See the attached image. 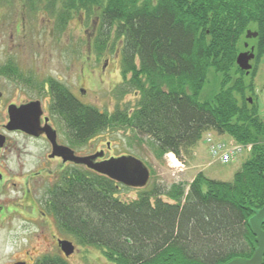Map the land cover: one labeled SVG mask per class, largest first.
Instances as JSON below:
<instances>
[{"label":"trees","instance_id":"obj_1","mask_svg":"<svg viewBox=\"0 0 264 264\" xmlns=\"http://www.w3.org/2000/svg\"><path fill=\"white\" fill-rule=\"evenodd\" d=\"M257 5V0L63 1L60 15L96 12L98 51L110 37L120 40L118 95L138 94L132 108L107 112L80 103L57 83L54 108L75 141L119 126L149 136L159 155L177 158L188 155L209 130L252 147L231 181L199 171L188 184L145 186L130 200L118 197L129 186L72 167L49 191L47 208L58 232L101 248L111 264H223L252 256L257 243L247 220L264 205V119L258 103L246 96L256 68L247 80L235 58L251 28L258 31V53L264 55V19ZM34 264L68 263L44 254Z\"/></svg>","mask_w":264,"mask_h":264},{"label":"rangeland","instance_id":"obj_2","mask_svg":"<svg viewBox=\"0 0 264 264\" xmlns=\"http://www.w3.org/2000/svg\"><path fill=\"white\" fill-rule=\"evenodd\" d=\"M63 1L0 0V51L37 53L40 64L48 59L53 64V73L61 80L58 84L64 85L66 89L71 88L85 104L101 111L111 112L116 106L132 108L138 94L130 91L122 96L118 95L122 83L120 40L110 37L106 48L98 51L95 41L99 35L100 23L96 12L89 17L83 10H72V13L66 11L60 15ZM251 30L254 31V28ZM249 42L254 44L256 40L250 39ZM255 68L253 90L247 92L246 96H251L258 103L260 116L264 119V58ZM246 78L250 80L251 77L248 74ZM211 88H208V92ZM81 89L84 91L81 92ZM212 133L215 137L219 135L215 131ZM203 138L202 135L188 155L180 158L174 156L179 165H174L171 154L159 155L154 140L149 136L126 127L109 126L86 140L84 145L72 140L71 143L83 152L103 149L107 157L132 155L139 158L149 170V179L145 185L147 188L154 184L166 187L174 182L188 184L199 171L209 178L231 181L234 172L248 158L249 152H242L236 160L223 163L210 156ZM221 139L232 138L224 134ZM106 143H109L108 147ZM140 188L121 187L118 197L123 200L133 199ZM161 198L172 202L165 196ZM48 222H51L50 218ZM36 226L34 222L16 220L12 225L0 228V264L21 256L18 249L27 246V238L32 241L29 251L35 254V258L43 254L62 257L53 245L51 233L74 243L75 251L65 257L68 264H111L104 257L101 248L80 245L72 236L54 229L51 223L49 229L45 227L44 235L37 237Z\"/></svg>","mask_w":264,"mask_h":264},{"label":"flooded vegetation","instance_id":"obj_3","mask_svg":"<svg viewBox=\"0 0 264 264\" xmlns=\"http://www.w3.org/2000/svg\"><path fill=\"white\" fill-rule=\"evenodd\" d=\"M152 1L156 3V0ZM257 2L260 10L259 20L262 21L264 19L263 0H257ZM254 31L258 36V31L256 29ZM257 36L245 37L238 51V53L250 51L253 48L255 56L250 61L252 68L249 75L253 67H257L260 60L264 58V55L258 53V42L254 44L249 42L250 39L256 40ZM36 55L37 53L31 52L0 51V228L10 226L16 220L34 222L38 231L35 235L39 237L44 235V230L49 227V223L56 229L54 216L47 208L49 191L55 182L63 173L71 171L72 167L80 170L89 169L84 164H77L64 159L61 155L53 154V138L48 136L44 128H48L52 137L51 129H53L54 143L71 149L76 156H87L103 149L88 153L72 145L71 140L83 145L86 141H75L65 125L63 116L56 112L54 107L57 91H59L57 83L61 80L53 73V64L48 59L40 64ZM79 67L81 74L82 61L79 62ZM67 89L74 99L85 104L71 88ZM247 99L250 103L254 101L249 96ZM11 120L30 123L31 128L34 126L32 130L34 132L12 126ZM106 146L108 147L109 143L108 145L106 143ZM103 151L105 153V150ZM105 158L108 157L103 155L96 160ZM49 218L51 222H48ZM51 238L59 254L66 259L65 257L68 256L64 255L58 241L69 239L54 233H51ZM25 241L27 246L18 249L21 256L6 264L35 263L38 257L35 258V254L29 251L32 241L28 238Z\"/></svg>","mask_w":264,"mask_h":264},{"label":"water","instance_id":"obj_4","mask_svg":"<svg viewBox=\"0 0 264 264\" xmlns=\"http://www.w3.org/2000/svg\"><path fill=\"white\" fill-rule=\"evenodd\" d=\"M256 36V31L251 29L245 31L246 38ZM254 56L253 48H251L250 51H241L236 55L235 62L241 70L245 71V74L249 73L252 67L250 61ZM10 124L22 128L27 132H34L32 131L34 126L31 128L30 123L11 120ZM44 130L50 138H53V154L61 155L64 159H69L77 164H84L87 168L129 187H143L147 184L150 175L149 170L139 158L132 155H119L96 160V158L104 155L103 150L96 151L87 156H76L71 149L54 143L55 134L53 129H51L53 137L50 136L48 128H44ZM247 222L257 243L252 256L249 258L234 257L223 264H262L264 255V230L261 226L264 222V205L260 208L254 209L253 214L248 218ZM58 243L65 256H69L74 252V244L71 241L59 240ZM14 264L25 263L16 262Z\"/></svg>","mask_w":264,"mask_h":264},{"label":"built area","instance_id":"obj_5","mask_svg":"<svg viewBox=\"0 0 264 264\" xmlns=\"http://www.w3.org/2000/svg\"><path fill=\"white\" fill-rule=\"evenodd\" d=\"M204 141L208 147L210 156L223 163L234 161L242 152H249L251 149V144L216 139L210 132L205 133Z\"/></svg>","mask_w":264,"mask_h":264},{"label":"bare ground","instance_id":"obj_6","mask_svg":"<svg viewBox=\"0 0 264 264\" xmlns=\"http://www.w3.org/2000/svg\"><path fill=\"white\" fill-rule=\"evenodd\" d=\"M172 161H173L174 165H179V162L175 159L174 156H172Z\"/></svg>","mask_w":264,"mask_h":264}]
</instances>
